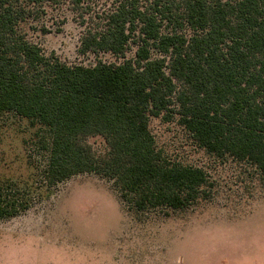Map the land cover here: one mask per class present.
Segmentation results:
<instances>
[{"label":"trees","instance_id":"trees-1","mask_svg":"<svg viewBox=\"0 0 264 264\" xmlns=\"http://www.w3.org/2000/svg\"><path fill=\"white\" fill-rule=\"evenodd\" d=\"M23 14L0 0V114L45 128L48 185L94 173L135 211L186 208L208 177L157 149L150 118L162 114L177 115L208 152L256 165L264 181V0H127L79 49L125 60L89 67L44 55L18 33ZM134 39L135 56L126 58ZM91 136L105 140V153L87 143ZM18 190L0 184V220L28 210Z\"/></svg>","mask_w":264,"mask_h":264},{"label":"rangeland","instance_id":"rangeland-1","mask_svg":"<svg viewBox=\"0 0 264 264\" xmlns=\"http://www.w3.org/2000/svg\"><path fill=\"white\" fill-rule=\"evenodd\" d=\"M126 1L13 0L24 12L17 31L70 66L120 64L124 57L79 49L83 36L100 30L105 16ZM154 1L137 0L141 7ZM137 48L131 40L126 58ZM150 130L169 161L207 174L199 197L184 209L135 211L112 180L94 173L48 185L45 128L0 114V184H14L30 201L25 212L0 220V264H264V181L257 166L208 152L177 115L151 117ZM87 143L97 154L107 151L101 136Z\"/></svg>","mask_w":264,"mask_h":264}]
</instances>
